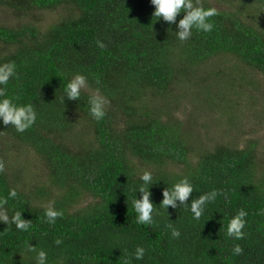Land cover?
Instances as JSON below:
<instances>
[{"label": "trees", "instance_id": "16d2710c", "mask_svg": "<svg viewBox=\"0 0 264 264\" xmlns=\"http://www.w3.org/2000/svg\"><path fill=\"white\" fill-rule=\"evenodd\" d=\"M201 2L217 9L214 28L194 31L182 43L175 25L155 21L150 0H7L19 18L64 11L45 28L37 20L0 26V64L17 66L8 93L37 112L36 124L23 134L0 124V197L14 188L18 196L8 207L23 211L32 225L17 232L0 224V264H32L23 255L27 243L48 251L51 264L58 257L65 264H123L137 246L146 248L145 259L132 264H264L261 141L250 138L240 146L210 135L216 125L223 133L239 128L242 111L264 116V0ZM211 63L227 69L198 87L200 68ZM76 73L88 78L89 87L81 101L63 105L64 86ZM254 90L260 96L250 94ZM97 91L108 101L99 122L86 103ZM187 98L194 107L184 121L175 111ZM30 153L43 172L28 180L32 173L19 158ZM145 169L153 173L157 207L163 190L184 176L194 197L217 189L227 199L222 195L208 205L199 222L180 207L169 208V218L156 216L151 226L138 225L131 201ZM49 201L64 212L54 225L44 221ZM239 209L248 213L246 236L233 241L226 224ZM169 221L180 230L179 239L171 238ZM234 243L243 249L239 256L232 255Z\"/></svg>", "mask_w": 264, "mask_h": 264}, {"label": "clouds", "instance_id": "9594fccd", "mask_svg": "<svg viewBox=\"0 0 264 264\" xmlns=\"http://www.w3.org/2000/svg\"><path fill=\"white\" fill-rule=\"evenodd\" d=\"M154 11L152 12L155 21L162 20L169 25H175V38L180 42L191 39L193 32L210 33L214 28L213 17L218 15L214 7H205L201 0H150ZM183 14L177 21V17ZM100 48L104 44L97 41ZM17 78V66L14 61L0 64V124L11 126L16 133L23 134L30 130L37 122V112L31 103H20L19 98L10 96L8 84L12 79ZM89 87L88 78L83 74H73L68 78L64 86L63 96L60 102L64 105L65 101H81L82 91ZM87 112L91 119L99 122L106 116L107 99L97 91L87 98ZM4 171V164L0 162V172ZM139 183L134 189V197L131 206L136 214L138 225L151 226L155 222V217L161 214L169 218V208L176 210L184 207L190 213L191 220L199 222L204 216L208 205L215 203L219 196L226 194L220 190L213 189L209 192L193 196L194 185L189 177L184 176L174 182L170 187H166L162 192V201L159 206H155L151 200V187L154 185L153 173L147 169L138 174ZM137 193L140 198H137ZM18 196L14 188L8 190L7 196L0 197V224L7 225L8 229L15 227L17 232H28L31 228V221L22 218L23 211L8 207L10 200H15ZM191 197V200H190ZM179 202V203H178ZM9 212L12 214L9 215ZM44 221L49 225H54L59 218H63V210L57 209L53 201H49L44 206ZM248 213L244 209H239L232 215L226 224V235L233 241L243 240L246 236L245 228ZM170 230L172 239H179L181 232L174 227V223L168 222L165 225ZM57 247L63 244L62 239L54 241ZM232 255L239 256L243 249L238 243H234L231 249ZM146 248L143 246L135 247L131 254H127L123 264H132V261H143L145 259ZM24 256H28L32 264H51L49 253L43 247L31 246L27 243L24 248ZM21 256V255H20ZM22 257V256H21ZM55 264H65L63 257H58Z\"/></svg>", "mask_w": 264, "mask_h": 264}, {"label": "rangeland", "instance_id": "374dc122", "mask_svg": "<svg viewBox=\"0 0 264 264\" xmlns=\"http://www.w3.org/2000/svg\"><path fill=\"white\" fill-rule=\"evenodd\" d=\"M7 0H0V26H6V27H14L17 25H25L32 21H38L37 25L40 28H45L46 25H49L52 21L57 20L60 18V13L64 11V7L58 8L56 10H40L35 11L32 14L24 15L23 18H19L14 15L13 10L8 7ZM36 23V22H35ZM2 48V45L0 44V49ZM227 69V67H225ZM224 67L221 65H216L215 63H211L208 65L203 66L200 68L199 71H201V81H199L198 87H204L209 86L211 84V80H206L209 77H213V73L218 72L220 70H225ZM226 71V70H225ZM211 79V78H210ZM224 81V79H223ZM222 78L219 79V84L222 82ZM218 84V85H219ZM262 90V89H260ZM214 93V92H213ZM250 94H254L255 96H260L259 90L250 91ZM188 97V96H187ZM234 101L239 102L237 97L234 96ZM200 101V100H198ZM242 101H246L245 99ZM194 105L190 101V98H187L186 100L183 99L182 104L180 105V108L175 111V114L179 117V119H182L184 121H187L188 118H190L191 113L193 112ZM243 110V109H242ZM241 118L240 119V126L239 128H234L232 130H228V132L222 131V127L219 125H216L211 130L210 135L212 137H216L217 139H223L225 141H231L234 143L239 144L240 146H243V141L248 140L250 138H255L257 140H260V153L264 151V116L261 118L256 116L254 112L249 111H242L240 112ZM215 117L218 118L220 115L218 113H214ZM210 115L206 116L207 123L209 121ZM212 125H215V120L210 121ZM252 127L256 128L257 131L252 133ZM258 127V128H257ZM260 127V128H259ZM241 132V134H240ZM243 133H249L246 137L243 135ZM245 137V138H244ZM201 141L204 143L206 142L203 132L201 133ZM200 141V143H201ZM19 157V156H18ZM27 157L30 159V163H32V168L29 167V162L27 160ZM27 157H24L25 161L28 163H25L23 157H20V163L26 168L27 173H32L27 175V179H31L37 176V174L43 170L40 168V161L37 159V157L30 153ZM264 160V158H263ZM18 164V163H17ZM38 171V172H37ZM26 173V172H25ZM83 203V206L87 203ZM89 202V201H88Z\"/></svg>", "mask_w": 264, "mask_h": 264}]
</instances>
